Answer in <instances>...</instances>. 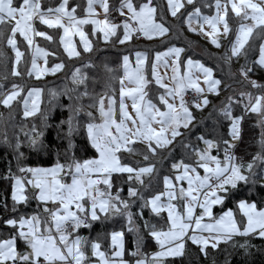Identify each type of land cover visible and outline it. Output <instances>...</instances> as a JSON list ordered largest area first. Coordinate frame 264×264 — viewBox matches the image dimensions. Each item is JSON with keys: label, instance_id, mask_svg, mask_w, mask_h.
I'll return each mask as SVG.
<instances>
[{"label": "snow or ice", "instance_id": "obj_1", "mask_svg": "<svg viewBox=\"0 0 264 264\" xmlns=\"http://www.w3.org/2000/svg\"><path fill=\"white\" fill-rule=\"evenodd\" d=\"M105 13V19H96V7ZM230 10L241 23L235 34V39L229 43L228 50L221 59L228 62L229 66L233 58H239L245 54L243 50L249 43V37L253 35L254 29L259 28L258 39L264 41V0H215V15H201V6L196 5L195 0H167V8L172 17H176L182 8L189 23V31H196L191 27V21L199 18L202 21L200 33L204 36H211L220 32L218 25H223V34L227 36L230 31L228 23ZM188 6H191L190 10ZM203 7H212L205 3ZM110 6L108 0H87V17L78 18L76 16V6H70L69 0H61L58 6H42L41 0H0V78L7 80L9 76L23 78L41 79L46 74H55L61 71L65 65L60 62H53L49 67H41L38 59L43 58L47 64L48 51L34 46L33 36L43 37L51 41L52 36L44 31L36 30L33 21L38 20L40 24L46 25L49 29H62L60 43L68 57H80L81 52L77 51L71 41L65 37L78 35L84 53L92 51V43L87 39L86 33L81 26L93 25L92 35L97 31L103 33L105 43L110 37L113 44L124 45L130 42L133 34L142 35L147 40L164 37L169 32V27L165 26V21L156 22V7L151 5V0L135 5L132 0H122L119 13L125 15L124 9L130 13L128 20L122 22L123 31L117 35L119 24L110 22L107 18ZM92 17V18H88ZM243 21H251L245 24ZM135 22V23H133ZM203 24H207L212 32H205ZM18 37H22L19 40ZM26 42L27 50H31L30 60H23L25 52L21 51L19 45ZM212 45L221 48L218 39H211ZM6 49L13 53L9 56ZM185 48L170 46L165 51H155L151 58L147 51L131 50L129 54H123L122 60L123 74H119L115 68L103 62V72L100 75L89 77L81 72V68L76 67L71 70L72 87H65L60 93L52 92L55 95H65L69 100V118L67 136L71 137L79 126L74 124V117L81 112L88 117L84 124L87 139L91 147L95 149L98 156L94 159H86L82 162L69 159L65 163H57L53 168H23L20 172H29L32 179L27 183L32 188L37 189L35 199L41 202L44 207L41 209L46 216L42 219L40 214H33L28 218L19 216L18 218H7L4 223L15 231L8 239L0 240V264H97V261L87 256L83 246H90L91 255L98 258V264H173L177 257L185 255L186 245L198 246L199 251L207 257L206 249L210 245L213 250L217 249L220 243H232L233 247L243 249L244 255H250V249L255 247L249 243L248 237L256 236L264 240V202L258 207L256 202L240 200L238 202V214L241 221L238 224L231 209L224 211L218 218L213 217V206L223 205L227 194L237 189L238 185H256L264 188V140L261 141L262 151L252 157L251 162L237 163L235 155L231 149L235 147L231 141L241 138V123L248 113H256L260 117L259 123L264 125V84L258 83L249 77L253 71L251 67L241 66L240 76L243 81L253 89H259V94L253 92H240L237 97L230 96L219 109L220 114L230 120L229 135L231 140L221 139L214 141L198 137L205 144L203 150L192 148L184 141H177V137L183 135L181 129H188L195 120L191 108L202 111L210 101L205 95V89L197 82L199 77L193 79L191 69L195 67L203 76L207 85V92L219 95V86L222 81L213 78V69L206 67L200 61L191 58L181 59V54ZM54 55V54H51ZM135 57V67H131L130 56ZM246 55V54H245ZM169 60L171 63L169 64ZM264 68V42L259 45V58L253 62ZM10 65V67H9ZM158 66L170 67L173 81L172 87L163 82V77L158 75ZM82 67L93 68L95 65L86 61ZM150 72L156 85L165 89L163 94L158 95V100L166 110H161L151 99H145L147 92L145 88L152 81L146 79L145 68ZM184 74L181 75V69ZM91 81V90L89 87ZM127 81V83H125ZM119 84V99L117 102L115 93V83ZM101 83V92L95 90V85ZM23 83L13 82L11 90L3 91L0 84V105L10 108L13 101L20 98L23 103V115L32 116L38 111L36 99H32V107L29 108L30 98H38L42 92L39 87H30L26 96H21L24 92ZM191 88L195 90L197 96L192 101L184 99V90ZM131 102L132 112L128 110L126 99ZM87 99L88 103L83 101ZM179 100L177 104L176 101ZM246 101V103L244 102ZM117 103L119 119H117ZM234 104H242L243 114L233 116L232 108ZM190 105V106H189ZM88 109H95L100 122H96V116ZM3 114H0L2 116ZM154 125L158 127H154ZM32 146H37L41 141L42 132H37L33 126L31 132L25 134ZM174 142L181 144L184 148H192V152L198 158L195 166L184 163L183 160L174 162L171 169L177 172L174 177L163 176L165 191L154 194L150 199H146L140 190L133 185L143 186L145 189L151 185H145L146 177H151L155 171L154 164L130 166L122 163V157L117 153L126 152L136 154L138 149L133 147L136 143L144 144L146 151L143 154L145 161L163 154V150L168 149ZM0 143L8 144L7 133L5 132ZM221 145L224 147L221 148ZM15 149L19 156L20 143L17 139ZM216 149L217 155H212L211 151ZM223 151V160L219 153ZM151 154V157L149 156ZM211 165V166H210ZM261 166L259 174L254 172V166ZM197 168H202L204 175L201 176ZM63 172L70 178V182H62L57 177ZM191 173V174H190ZM113 174H127L128 183L127 196H121L122 188L117 186L115 193L113 188ZM95 175L96 178H91ZM51 177V180L48 178ZM7 179V177H5ZM117 175V179H121ZM11 200L14 202L11 209L17 212L19 204L26 203L28 196L25 195L24 184L20 178L12 177ZM173 179L176 183H173ZM187 182V188L181 186V182ZM106 186L102 191L98 185ZM196 192V195L193 193ZM166 196L167 202H161V197ZM136 198L143 201L141 208L150 206L151 212L160 216L161 212H166L165 223L169 225L167 230H158L155 224L145 221L143 227L148 235L155 241L158 251L151 255H145L141 251L142 237L139 233V225L133 223V213L131 204ZM183 201L182 212L177 211V205L173 200ZM51 203L53 207L47 205ZM75 210H72V206ZM8 211L7 203L2 205ZM200 211L197 213L196 209ZM103 214L108 216L125 217L128 222V231L135 232L137 238L133 241V250L128 255L134 257V261L124 260L125 239L123 231H112L110 233V247L112 248V258H107L105 252L100 251L101 245L95 241H85L79 235L69 239L73 233L78 232L82 227L90 228L91 223L100 218ZM143 219L142 211L139 213ZM205 217L211 222L202 223ZM246 220V223H245ZM26 229V230H25ZM54 229V231H53ZM203 233H208L204 236ZM244 237L243 242H237L234 237ZM58 237V239H57ZM24 241V251H18L16 240ZM172 258V260H169Z\"/></svg>", "mask_w": 264, "mask_h": 264}, {"label": "trees", "instance_id": "obj_2", "mask_svg": "<svg viewBox=\"0 0 264 264\" xmlns=\"http://www.w3.org/2000/svg\"><path fill=\"white\" fill-rule=\"evenodd\" d=\"M121 0H108L111 9L117 8ZM214 0H195L196 5L202 7L205 13H209L212 7H203L205 3L212 5ZM60 0H42L43 6H55ZM85 0H71L72 5H79V9L83 11ZM153 5L156 7V19L161 22V19L165 21V26L169 27V32L166 36L155 38L153 40H147L142 35H134L132 40L124 45L113 44V37L108 43L102 41L100 38H93L92 51L89 53L81 52L80 57L67 58L59 43V31L57 29L49 30L53 39L39 40L40 45L45 46L49 55V63L62 62L65 67L56 72L54 75L48 76L44 79H35L24 76L12 77L9 76L7 80L0 78V84L3 85V91L8 89L10 85L15 82L14 79L20 78L25 85L24 92L30 87H39L43 91V96L39 110L32 116H23V110L21 105V99L18 98L14 101L10 108H5L0 105V139L3 138L4 133H7L8 144L0 143V240L5 239L11 233V229L6 226L4 221L11 216V209L13 202L10 196L12 177H16L21 172V167H48L53 166L56 163H65L69 159L83 161L91 159L96 156L95 149L91 147L90 142L87 139L86 129L84 124L88 121V117L81 112L78 116L74 117V124L79 126L73 132L71 137L67 136L68 125L64 123L68 120L69 112V100L65 95H55L51 93H60L65 87H72L71 84V70L73 68H81V72L87 74L90 78L100 75L103 72V62H107L109 66L116 69L119 74H123L122 60L120 57L123 54H129L131 50L147 51L151 58L155 51H159L171 45H176L185 48V52L182 54L183 59L194 58L201 60V62L213 69L216 79L222 81L219 86L218 96H209L210 103L203 108L202 111L196 109L191 110L195 116V120L189 126L188 129H181L183 135L177 137V141H184L191 145L192 148L198 149L201 146V140L198 137L203 136L205 139H211L214 141H220L221 139H230L229 129L230 120L223 117L219 109L227 101L230 96L237 97L240 92H253L259 94V89L251 88L246 81L240 76L241 66L245 68L251 67L252 72L249 73V77L253 80H259L255 77H264V68L253 62L257 60L259 55V45L262 41L257 37L259 28L254 29L253 35L249 37V43L245 45L242 54L238 59L233 58L229 66L228 62L221 57L224 56L228 50L229 43L236 33L238 20L229 14L228 23L230 26V32L228 34V40L225 44L221 41L223 51L218 53L216 48L210 45L208 42L202 40L198 34L189 31L188 26L185 23V17L180 13L176 17H172L167 9L165 0H153ZM110 9V10H111ZM25 52L23 60H29V55L23 45H20ZM3 45H0L2 48ZM9 56H13L10 50L6 49ZM54 54V55H51ZM90 61L95 65L93 68H84L82 65ZM240 63V67L235 69V65ZM10 67V65H9ZM146 79L152 81L149 70L146 67L145 71ZM264 79V78H263ZM264 84V81H257ZM89 87L91 90V81H89ZM116 93L118 96L119 84L115 83ZM96 92H101V83L95 85ZM148 97L157 100V96L161 89L157 87L153 81L149 83L145 90ZM246 103V101H244ZM83 103L87 104L85 99ZM96 116V122H98V115L95 109H88ZM243 114L242 104H234L232 108V115L237 116ZM33 126L37 132H42L43 135L40 138V143L37 146H32L29 142L26 133L31 132ZM19 140L20 147L18 152L22 153L19 156L15 149V143ZM264 140V125L259 124L258 116L255 113H248L245 115L241 124V138L236 147L233 149V154L236 157V162L248 163L251 162L252 157L262 151L261 141ZM138 152L136 154H130L121 152L123 163H128L133 167L137 165L154 164L155 171L151 177L145 179V185H151L145 189L143 186L134 185L137 187L145 198L152 196L153 194L163 190V176L169 175L172 172L171 165L174 162L180 160L192 163L194 161V153L192 148H184L181 144L174 142L168 149L163 150V154H158L154 158H150L148 161L140 162L144 159L143 154L146 151V146L141 144L133 145ZM224 146L221 145V148ZM217 154V151H215ZM220 155H223V151H220ZM151 157V154L149 153ZM261 166H255L254 172L259 174L261 172ZM117 175H120L121 179H117ZM7 177V179L5 178ZM126 181L125 174H116L113 176L112 182L114 188L117 186L123 189L121 196H127L128 183ZM134 203L131 204V212L133 213V223L139 225V233L144 241V249H152L156 246L155 241L149 237L147 230L143 227L145 221L150 224H155L158 230H165L167 228L166 215L152 214L147 207L141 208L143 201L136 198H131ZM240 199H247L257 203L258 207L262 206L264 202V188L260 186V183L256 185L240 183L237 189L232 190L227 194V198L221 207H215V213L220 215L228 208H232L237 213V220L240 223L241 214H238L236 209V203ZM34 204L35 202L31 200ZM7 203L8 211L3 214L4 209L2 205ZM20 206H24L21 204ZM142 211L143 219L140 218L139 213ZM3 221V223H2ZM129 225L127 219L121 216H108L100 215V218L91 223V227L83 228L82 232L87 234L90 239H97L103 249H108L110 246V233L112 231H123L125 234V246L126 256L131 260L134 257L128 255V252L133 250V241L137 238L135 232H129ZM80 231V229H79ZM78 231V233H79ZM77 233V234H78ZM244 237H234L237 242H243ZM249 243L254 245L250 249V255H244L243 249L233 247L232 243L228 244L220 243L217 249L213 250L211 247L206 249L207 257L204 253L199 251L198 246L191 244L186 245L185 255L183 257H177L173 261V264H264V240L256 236L247 238ZM172 260V258H169Z\"/></svg>", "mask_w": 264, "mask_h": 264}, {"label": "rangeland", "instance_id": "obj_3", "mask_svg": "<svg viewBox=\"0 0 264 264\" xmlns=\"http://www.w3.org/2000/svg\"><path fill=\"white\" fill-rule=\"evenodd\" d=\"M166 1V5H167V0H165ZM60 2H61V0H60ZM59 2V3H60ZM145 2H147V0H132V3L134 4V6L135 5H138V4H141V3H145ZM181 2H183V0H181ZM227 2V0H221V3H226ZM41 3H42V0H41ZM59 3L57 4V5H55V6H53V7H56V6H58L59 5ZM122 3V0L119 2V4L117 5V8H118V12H119V8H120V4ZM214 4H215V0L213 1V3H212V10L209 12V13H205L204 12V10L202 9V7H201V15H215V7H214ZM69 5L70 6H76V16L78 17V18H86L87 17V12H86V9H87V0H85V3H84V8H83V11L82 10H80L79 9V5H72L71 4V0H69ZM151 5L152 6H154L153 5V0H151ZM42 6H43V4H42ZM95 7H96V15H95V17L94 18H96V19H101V20H103V19H105V13L103 12V10L102 9H100V7H99V5L97 4V5H95ZM190 8H191V6H188V9L187 10H190ZM230 8H231V6L229 5V14H231L233 17L235 16V14L234 13H232L231 12V10H230ZM110 9H111V7H110ZM110 9H109V11H110ZM168 9V8H167ZM185 11H186V9L185 8H182L181 10H180V12H178V13H185ZM124 12H125V15H124V17H130V13H128L127 12V9H124ZM169 12V11H168ZM177 13V14H178ZM169 14H170V12H169ZM171 15V14H170ZM228 17H229V15H228ZM228 17H227V19H228ZM88 18H92V17H88ZM235 18L238 20V25H237V28H236V32L238 31V26H239V24L241 23V21H240V18H238V17H236L235 16ZM155 19H156V13H155ZM156 22H160V21H158L157 19H156ZM185 23H186V25L188 26V28H189V23L186 21V17H185ZM243 23H245V24H251L252 22L251 21H243ZM201 24H202V21L199 19V18H194L192 21H191V27L193 28V29H195L196 31H192V32H194V33H196V34H198V33H200V28H201ZM120 25V24H119ZM33 26H34V28H36V30H39V31H44V32H46V34H48V35H50L51 36V34H50V32H49V30H53V29H49V28H47V26L46 25H42V24H40L39 23V21L38 20H34L33 21ZM93 25H91V24H88V25H83V26H81V29L86 33V35H87V39L92 43V40H93V38H100L102 41H104V39H103V33H101V32H99V31H97L96 33H95V35H92V29H93ZM230 27V26H229ZM218 28L220 29V32H218V33H215V34H213V35H211V36H204L203 34H198V36L202 39V40H204V41H206V42H208L210 45H212V43H211V39L212 38H215V39H218V41L221 43V41L223 40L224 41V43L226 44L227 42V40H228V34H227V36H225L224 34H223V25H218ZM203 29H204V31L205 32H208V33H211L212 32V30H211V28L207 25V24H203ZM58 31H59V43H60V36H62L63 35V30L62 29H57ZM122 31H123V27H122V25H120V27L117 29V35H121V33H122ZM230 32V31H229ZM236 34V33H235ZM134 35H137V34H133V36ZM139 35V34H138ZM113 37H110L109 38V41L112 39ZM115 38V37H114ZM65 39L66 40H69V41H71V43H72V45L76 48V50L77 51H80V52H83V50H82V46H81V44H80V37L78 36V35H69V36H67V37H65ZM235 39V35L233 36V38H232V40L231 41H233ZM19 40H22V37H18V42H19ZM39 40H45L43 37H36V36H33V41H34V46H36V45H38L39 47H41V48H43V49H45L46 51H48L47 49H46V47L45 46H42V45H40V43H39ZM262 42H264V41H262ZM93 44V43H92ZM20 46V45H19ZM24 47H25V49H26V51H27V53H28V55H29V60H30V56H31V50H27V45H26V42H25V44L23 45ZM171 46H175V47H179V46H176V45H171ZM214 48H216L214 45H212ZM21 47V46H20ZM60 47L62 48V51H63V53H64V55L67 57V58H69L68 57V55H67V53L64 51V47H63V45L60 43ZM168 47H170V46H168ZM168 47H166V48H164V49H161V50H159V51H165V50H167V48ZM216 50L218 51V53H221L222 51H223V49L222 48H216ZM21 51H24V49L21 47ZM141 51V50H140ZM183 54V53H182ZM181 54V59H183V55ZM14 55V54H13ZM71 58H75V57H71ZM258 58H259V55H258ZM257 58V59H258ZM23 59V58H22ZM47 59V64H45L44 63V59L43 58H41V59H38V64L41 66V67H51L52 65H53V63L51 64V63H49V56L46 58ZM192 60H194V61H200L201 62V60H198V59H194V58H191ZM130 61H131V67H135V57H134V55H131L130 56ZM57 63H60V62H57ZM171 63V61L169 60V64ZM202 63V62H201ZM205 65V64H204ZM206 67H209V66H207V65H205ZM240 67V63H237L236 65H235V69H238ZM145 71H146V68H145ZM184 71H185V69L184 68H182L181 69V75H183L184 74ZM191 75H192V77H193V79H196L197 77H199V79H198V83H199V85H200V87H202V88H204L205 89V95H207V98L209 97V96H217V95H214V94H211V93H208L207 92V85L204 83V79H203V76H202V74L195 68V67H193L191 70ZM51 75H54V74H46V75H44L41 79H44V78H46V77H48V76H51ZM158 75H160V76H162L163 77V82L164 83H166V84H168L169 85V87H172V86H174L173 85V81L171 80V76H172V72H171V69H170V67H168V68H165V67H162V66H158ZM213 78H216L215 77V75H214V71H213ZM256 79H259V80H257V81H264V77L262 78V77H260V78H258V77H255ZM151 79H152V81H153V78L151 77ZM14 81L16 82V83H21V79L20 78H17V79H14ZM125 83H127V81H125ZM153 83H155L154 81H153ZM247 83V82H246ZM259 83V82H258ZM157 87H159L158 85H156ZM161 89V88H160ZM11 90V85H10V87H8V89H6L4 92H8V91H10ZM145 90H146V88H145ZM187 90H192V91H194L195 92V90L194 89H191V88H186L185 90H184V94L186 93V91ZM161 94H163L164 92H165V89H161ZM26 93H27V91L26 92H22L21 93V96L23 97V96H26ZM42 96H43V91L41 92V94H40V96L38 97V98H35V97H33V98H30V100H29V108H31L32 107V103H31V100L32 99H36V101H37V105H38V110H39V107H40V104H41V100H42ZM0 98H2V97H0ZM18 99V98H17ZM117 102H118V99H119V91H118V96H117ZM126 99V103L128 104V110H129V112L131 113L132 112V109H131V102H130V100H128V98H125ZM145 99L147 100V99H151L152 100V102L154 103V104H156L157 105V107H160V109L163 111V110H166L165 108H164V106L163 105H161L160 103H159V100L157 101V100H154V99H152V98H148V97H145ZM14 102V101H13ZM176 103L178 104L179 103V100H177L176 101ZM21 105H22V110L24 111V108H23V103H22V100H21ZM3 106V105H2ZM190 106V105H189ZM194 108H191V106H190V110H193ZM38 111H36L35 112V114L37 113ZM256 114V113H255ZM97 115H98V113H97ZM257 116H258V114H256ZM24 116V115H23ZM117 119H119V112H118V103H117ZM259 119H260V117L258 116V122H259ZM98 122H100V120H99V116H98ZM242 124V123H241ZM260 124V123H259ZM154 127H158V126H156V125H154ZM229 140H231V138L229 139ZM232 143H234V145H235V147L237 146V144H238V142H239V140H237V141H231ZM136 144H140V143H136ZM141 145H144V144H141ZM206 146H205V144L201 141V146L198 148V149H200V150H203L204 148H205ZM232 149H234V148H232ZM231 149V150H232ZM215 151H216V149H213L212 151H211V154L212 155H217L216 153H215ZM117 155L118 156H120V153H117ZM98 156V153L96 154V156L95 157H93V158H91V159H94V158H96ZM219 157H220V159L221 160H223V155H220L219 154ZM198 158L195 156V154H194V161L192 162V163H188V162H186V161H183L184 163H188V164H190V165H193V166H195V161L197 160ZM145 160L144 159H142V160H140V162H144ZM181 161V160H180ZM122 163H123V161H121ZM57 164V163H56ZM55 164V165H56ZM55 165H53V166H48V167H40V166H37V167H28V168H46V169H49V168H53V167H55ZM145 165V164H144ZM130 166H132V165H130ZM211 166V165H210ZM254 170H255V166H254ZM197 171L200 173V175L201 176H203L204 175V172H203V169L202 168H197ZM176 174H178L177 172H174L173 170H172V172H171V174H169L168 176L169 177H174ZM191 174V173H190ZM114 175H116V174H113V176ZM113 176H112V179H113ZM125 176H127V174H125ZM17 178H20L21 179V181H22V183L24 184V188H25V195H27L28 196V200H27V202L26 203H22L24 206H20L21 204H19V205H17L16 207L18 208V211L17 212H12V211H10L11 213V216H10V218H18L19 216H24L25 218H28V217H30L31 215H33V214H37V213H39L40 214V216H41V218L43 219L45 216H46V214L45 213H43L42 211H41V209L44 207V205L41 203V202H39L37 199H35V193H37L38 192V190L37 189H34V188H32L31 187V185H29L28 183H27V181L29 180V179H32V175H31V173H29V172H21L20 174H18L17 176H16ZM58 179H61V181L62 182H70V178L68 177V176H66L63 172H61L60 174H59V176L57 177ZM91 178H93V179H95L96 178V176L95 175H92V177ZM146 178H148V177H146ZM145 178V179H146ZM49 180H51V177H49L48 178ZM126 182V181H125ZM13 183H14V180H12V182H11V189H10V196H11V194H12V186H13ZM127 183V182H126ZM173 183L175 184L176 183V181L173 179ZM241 183H243V182H241ZM113 185H114V183H113ZM133 185H135V182H133ZM181 186H183V187H185V188H187V182L186 181H183V182H181ZM98 187L103 191L104 189H105V187L106 186H104V185H98ZM113 188H114V186H113ZM112 188V192L113 193H115V191H116V189H113ZM165 191V188H164V184H163V190H161L160 192H164ZM160 192H157V193H155V194H158V193H160ZM197 193L196 192H194L193 193V195H196ZM154 195V194H153ZM152 195V196H153ZM152 196H150V197H148V198H146V199H150ZM123 198H125V199H129L128 198V196H123ZM31 200H33L34 202H35V204L31 201ZM240 200H245V201H248V202H253V201H249V200H247V199H240ZM239 200V201H240ZM238 201V202H239ZM13 202V201H12ZM161 202H167V197L166 196H162L161 197ZM238 202L236 203V209L238 210ZM14 203V202H13ZM172 203L174 204V205H177V211L178 212H182L183 211V208H182V204H183V201H181V200H179V199H177V200H173L172 201ZM49 208H51V207H53V205L51 204V203H48V205H47ZM222 205H214L213 206V217L214 218H218V216L219 215H217L216 213H215V207H221ZM149 210H150V212H151V208H150V206H148L147 207ZM229 209H231L234 213H235V211L232 209V208H228L227 210H229ZM72 210H75V206L73 205L72 206ZM227 210H225V211H227ZM196 211H197V213L200 211V209L199 208H197L196 209ZM7 211H5L4 210V212H2L3 214H5ZM152 213V212H151ZM152 214H154V213H152ZM160 214H165L166 215V217H167V213L166 212H161ZM222 214V213H221ZM220 214V215H221ZM100 215H103V214H100ZM242 215V214H241ZM235 219L237 220V216H235ZM207 222H211L210 220H209V218L208 217H205V219H204V221H202V223H207ZM237 222H238V220H237ZM2 223H3V221H2ZM245 223H246V220H245ZM238 224H239V222H238ZM7 226V225H6ZM169 225H167V227H168ZM8 228H10L11 229V233H10V235L8 236V237H6L5 239H8V238H10L12 235H13V233H14V229L13 228H11V227H9V226H7ZM84 227H82V228H80V231H79V233L77 234V232L74 234V235H72V236H70L69 237V239H72L75 235H79V236H81L82 238H84V240L85 241H95V242H98V240L97 239H90L89 238V236L87 235V234H84L83 232H82V229H83ZM86 229H88V228H86ZM26 230V229H25ZM165 230H167V228L165 229ZM53 231H54V229H53ZM203 235L204 236H208L209 234L208 233H203ZM124 237H125V234H124ZM150 237V236H149ZM57 239H58V237H57ZM190 242V241H189ZM99 243V242H98ZM191 243V242H190ZM101 245V244H100ZM16 246H17V250L18 251H24V250H26L25 249V245H24V241H22V240H20V239H17L16 240ZM208 247H211L210 245L208 246ZM83 248H84V250L86 251V253H87V256L90 258V259H92V260H94V261H97V264H98V258L97 257H93L92 255H91V249H90V246H88L87 244H85L84 246H83ZM159 249H158V246L156 245V246H154L152 249H144V241H143V238H142V247H141V251L145 254V255H151L152 253H154V252H156V251H158ZM100 251H103V252H105V255H106V257L107 258H112V248L109 246V248L108 249H103L102 248V246H101V248H100ZM125 251H126V246H125ZM123 259L124 260H127V261H130V262H132V261H134V260H131L129 257H127L126 256V253H125V255H124V257H123Z\"/></svg>", "mask_w": 264, "mask_h": 264}, {"label": "built area", "instance_id": "obj_4", "mask_svg": "<svg viewBox=\"0 0 264 264\" xmlns=\"http://www.w3.org/2000/svg\"><path fill=\"white\" fill-rule=\"evenodd\" d=\"M107 18L110 22L113 23H117L122 25V22L125 20H128L129 17H124L121 16L120 13L118 12V10L116 8L111 9L108 13H107ZM135 23V22H133ZM197 96V93H195L192 90H187L186 93L184 94V99L186 101H192L195 97ZM233 151V149L231 150V152ZM233 153V152H232ZM79 231V230H78ZM78 233V232H77ZM75 233H73L72 235H74Z\"/></svg>", "mask_w": 264, "mask_h": 264}, {"label": "crops", "instance_id": "obj_5", "mask_svg": "<svg viewBox=\"0 0 264 264\" xmlns=\"http://www.w3.org/2000/svg\"><path fill=\"white\" fill-rule=\"evenodd\" d=\"M154 84H155V83H154ZM155 85H156V84H155ZM161 92H162V91H159L158 95L161 94ZM146 97H148V95H147ZM148 98H150V97H148ZM157 101H158V96H157Z\"/></svg>", "mask_w": 264, "mask_h": 264}]
</instances>
